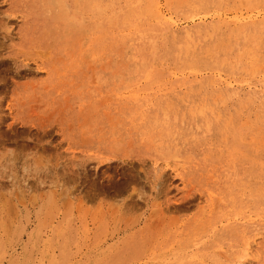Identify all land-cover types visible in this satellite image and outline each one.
I'll list each match as a JSON object with an SVG mask.
<instances>
[{
  "label": "rangeland",
  "instance_id": "374dc122",
  "mask_svg": "<svg viewBox=\"0 0 264 264\" xmlns=\"http://www.w3.org/2000/svg\"><path fill=\"white\" fill-rule=\"evenodd\" d=\"M0 264H264V0H0Z\"/></svg>",
  "mask_w": 264,
  "mask_h": 264
},
{
  "label": "bare ground",
  "instance_id": "6f19581e",
  "mask_svg": "<svg viewBox=\"0 0 264 264\" xmlns=\"http://www.w3.org/2000/svg\"><path fill=\"white\" fill-rule=\"evenodd\" d=\"M198 2V1H197ZM203 2V1H202ZM199 3H200V1H199ZM201 5V4H200ZM200 5H198V6H200ZM201 7H202V5H201ZM156 9V8H155ZM158 14V13H157ZM151 15H153V13L151 14ZM154 15H155V13H154ZM160 16V15H159ZM155 18H157V17H155ZM159 19H160V17H159ZM252 96V95H251Z\"/></svg>",
  "mask_w": 264,
  "mask_h": 264
}]
</instances>
